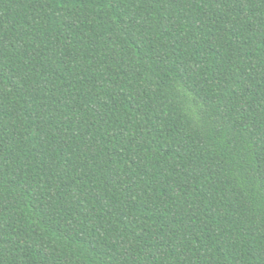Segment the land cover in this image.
<instances>
[{
	"label": "trees",
	"instance_id": "trees-1",
	"mask_svg": "<svg viewBox=\"0 0 264 264\" xmlns=\"http://www.w3.org/2000/svg\"><path fill=\"white\" fill-rule=\"evenodd\" d=\"M0 264H264V0H0Z\"/></svg>",
	"mask_w": 264,
	"mask_h": 264
}]
</instances>
